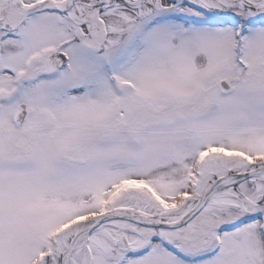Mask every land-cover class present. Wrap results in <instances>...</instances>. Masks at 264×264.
<instances>
[{
	"label": "snow or ice",
	"instance_id": "6c2138e0",
	"mask_svg": "<svg viewBox=\"0 0 264 264\" xmlns=\"http://www.w3.org/2000/svg\"><path fill=\"white\" fill-rule=\"evenodd\" d=\"M0 264H264V0H0Z\"/></svg>",
	"mask_w": 264,
	"mask_h": 264
}]
</instances>
